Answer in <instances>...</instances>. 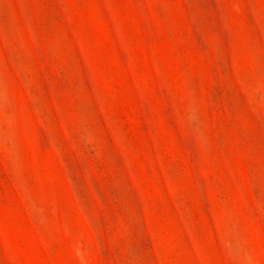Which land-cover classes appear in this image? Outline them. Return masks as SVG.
Here are the masks:
<instances>
[{
  "label": "rangeland",
  "instance_id": "rangeland-1",
  "mask_svg": "<svg viewBox=\"0 0 264 264\" xmlns=\"http://www.w3.org/2000/svg\"><path fill=\"white\" fill-rule=\"evenodd\" d=\"M0 264H264V0H0Z\"/></svg>",
  "mask_w": 264,
  "mask_h": 264
}]
</instances>
